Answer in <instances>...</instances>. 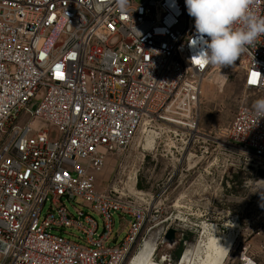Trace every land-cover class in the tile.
Listing matches in <instances>:
<instances>
[{
    "label": "built area",
    "instance_id": "built-area-1",
    "mask_svg": "<svg viewBox=\"0 0 264 264\" xmlns=\"http://www.w3.org/2000/svg\"><path fill=\"white\" fill-rule=\"evenodd\" d=\"M254 11L264 17V0ZM196 37L185 0H0V264H124L161 224L153 196L101 192L97 180L141 132H199L202 84L218 66L193 58ZM236 62L256 98L217 135L264 159L252 107L264 98V35ZM237 264L264 263L244 247Z\"/></svg>",
    "mask_w": 264,
    "mask_h": 264
},
{
    "label": "rangeland",
    "instance_id": "rangeland-1",
    "mask_svg": "<svg viewBox=\"0 0 264 264\" xmlns=\"http://www.w3.org/2000/svg\"><path fill=\"white\" fill-rule=\"evenodd\" d=\"M255 98V93L245 88L244 70L236 61L230 66H218L202 84L197 106L198 133L165 125L161 133L156 130L152 149L145 148L151 132L144 131L126 156H109L97 180L99 191L106 192L114 183H118L119 190L126 186L144 191L153 196L154 214L161 220L148 234L143 233L140 246L124 264H131L145 241L157 248L155 262L190 264L193 247L204 239V224H216L220 234H226L234 216L240 224L239 233L224 264H237L244 247L264 263V159L217 135L219 129L232 123L241 106ZM31 107L35 108L36 102ZM66 204L76 215L75 206L79 205L69 201ZM92 215L101 233L103 219L95 212ZM114 217V236L120 233L122 240L128 224L119 214ZM169 225L177 229L178 242L172 246L160 242ZM65 236L80 243L86 239L75 228H68Z\"/></svg>",
    "mask_w": 264,
    "mask_h": 264
},
{
    "label": "clouds",
    "instance_id": "clouds-1",
    "mask_svg": "<svg viewBox=\"0 0 264 264\" xmlns=\"http://www.w3.org/2000/svg\"><path fill=\"white\" fill-rule=\"evenodd\" d=\"M118 2L125 7L128 0ZM185 4L189 16L195 18L197 37L191 43L193 58L201 59L205 66L233 65L264 35V17L254 11L255 0H185ZM252 107L258 118L264 116V98L256 100ZM215 231L213 225L216 247L227 251L220 245ZM151 247V242L145 241L133 257V264H150Z\"/></svg>",
    "mask_w": 264,
    "mask_h": 264
},
{
    "label": "bare ground",
    "instance_id": "bare-ground-1",
    "mask_svg": "<svg viewBox=\"0 0 264 264\" xmlns=\"http://www.w3.org/2000/svg\"><path fill=\"white\" fill-rule=\"evenodd\" d=\"M155 143V133H150L146 138L145 148L152 149ZM152 147V148H151ZM146 150V149H145ZM133 178V177H132ZM232 223L228 224L229 232L226 234H220L218 225L216 224H204L203 235L204 239L200 240L192 249L190 253V264H224L229 251L233 248V244L239 233V222L236 216L233 217ZM215 226V236L219 239L220 245L227 249V251L216 247L217 240L213 235L212 226ZM156 249L153 245L148 250L150 256V264H162L154 261V254ZM133 264V260L131 261ZM184 264V263H181Z\"/></svg>",
    "mask_w": 264,
    "mask_h": 264
},
{
    "label": "water",
    "instance_id": "water-1",
    "mask_svg": "<svg viewBox=\"0 0 264 264\" xmlns=\"http://www.w3.org/2000/svg\"><path fill=\"white\" fill-rule=\"evenodd\" d=\"M177 242V229L171 225L163 236L161 243H167L169 246H172Z\"/></svg>",
    "mask_w": 264,
    "mask_h": 264
}]
</instances>
